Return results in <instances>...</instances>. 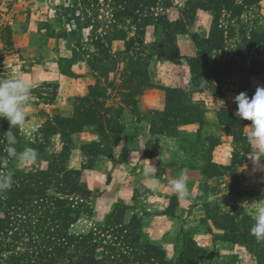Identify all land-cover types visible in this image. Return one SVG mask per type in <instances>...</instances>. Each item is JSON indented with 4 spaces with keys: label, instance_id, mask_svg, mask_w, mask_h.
<instances>
[{
    "label": "rangeland",
    "instance_id": "obj_1",
    "mask_svg": "<svg viewBox=\"0 0 264 264\" xmlns=\"http://www.w3.org/2000/svg\"><path fill=\"white\" fill-rule=\"evenodd\" d=\"M185 5L186 0H172L164 12L170 21L181 20ZM113 10L104 0H0V79L23 77L31 83L22 150L39 153L26 164L13 160L12 166L22 172L54 165L80 171L90 195L71 234L104 230L121 208L126 224L139 221L144 235L137 243L161 247L172 264H258L244 244L245 234H230L226 218L238 217L240 209L255 223V211L264 205V171L254 170L251 154L257 150L244 138L251 121L236 130L223 117L236 116V95L247 92L251 98L264 86L258 69L264 42L256 38L264 36V0L239 19L222 15L225 47L207 55L198 81L188 58L196 56L200 43L193 36L209 35L212 13L198 12L189 33L177 31L181 64L159 59L164 33L149 27L138 51L153 59L142 65L144 79L130 83L135 64L120 54L123 42L113 43L107 62L93 56V38L104 31L98 25L111 19ZM87 60L95 63L94 71ZM226 61H233L232 74L215 78V65ZM171 96L187 109L170 102ZM207 158L223 168H215V177L203 171ZM146 160L158 169L157 191L143 176ZM184 168L192 191L187 201L179 200L168 183ZM249 194L253 197L243 200ZM185 241L201 250L197 259L184 257Z\"/></svg>",
    "mask_w": 264,
    "mask_h": 264
},
{
    "label": "trees",
    "instance_id": "obj_2",
    "mask_svg": "<svg viewBox=\"0 0 264 264\" xmlns=\"http://www.w3.org/2000/svg\"><path fill=\"white\" fill-rule=\"evenodd\" d=\"M104 1L111 3L114 10L111 19H105L98 25V28H103L104 31L93 38L95 49L93 56H99L100 61L105 59L107 62L111 57L110 48L113 43L123 42L125 51L120 54L128 62L135 64V70L130 75V83H132L144 79L146 73L142 70V65L153 59L152 55L144 56L142 51H138L143 45L149 27L154 26L156 30L164 33L163 40L159 43V59L181 64L182 56L177 46L180 34L177 31L182 28L189 33V28L193 25L198 12H209L214 15L209 35L202 38L193 36L195 41L200 39V43L197 46L196 56L188 58V65L192 76L198 81L200 69L208 63L207 55L220 52L225 47V30L220 23L222 15L225 13L232 20L239 19L248 7L259 0H186L185 7L181 8L182 19L177 21H170L164 12L163 6L172 0ZM90 26L93 29L97 27ZM123 26L134 30L128 32L129 30L126 31ZM256 38L257 41L264 42V36L259 34ZM91 56L92 54L89 57ZM87 64L91 71L95 70L93 61H88ZM232 67L233 61L219 62L213 69V76L218 78L222 75H231ZM258 69L264 72V62L258 64ZM174 92L179 93L178 90ZM90 96L91 93L85 98ZM180 100L176 96L170 102L173 101L185 111L187 108L180 105ZM227 114L223 119L236 130L240 124H250L247 120H241L231 113ZM93 121L90 120L89 123L92 124ZM9 127V122L2 119L0 160L8 159V163L6 167H0V172L12 169L15 175L13 187L0 198V264H172L167 260L166 252L161 247L150 241L137 243L144 235L139 227V221L135 219L134 222L126 224L124 210L121 208L111 214L104 230H91L88 234L82 235L71 234L70 229L83 214L85 201L90 195L89 190L81 184L80 171L67 170L64 166L58 165L46 171H18L12 166L14 159L7 157L6 132ZM12 131L18 141L15 147L18 151H22L24 139L21 127ZM233 137L238 140L240 134L235 131ZM215 168L223 170L207 158L204 173L210 178L215 177L216 174H211ZM252 197L253 195L247 198L243 196V200ZM240 211L238 209V217L226 218L230 223L228 232L245 234L244 244L248 251L256 257L258 264H264V242H258L250 234L253 224L250 218L243 217ZM239 215L242 218L239 219ZM190 244L184 242L186 247L184 257L197 259L201 250L197 246L194 249Z\"/></svg>",
    "mask_w": 264,
    "mask_h": 264
},
{
    "label": "clouds",
    "instance_id": "obj_3",
    "mask_svg": "<svg viewBox=\"0 0 264 264\" xmlns=\"http://www.w3.org/2000/svg\"><path fill=\"white\" fill-rule=\"evenodd\" d=\"M32 97V85L23 77L16 79H0V118L9 122V130L6 132L7 157L14 159L17 164H26L38 158L39 153L32 148H25L18 151L15 145L18 143L17 137L12 129L22 127L28 116V107ZM222 102V103H221ZM237 105L235 115L241 120L251 121L247 141L251 146H255L257 152L252 153L254 170L264 171V165L259 162L264 159V155L257 153L264 151V86H258L254 95L250 98L247 92H240L233 98ZM223 107V101H219ZM159 159H161L159 157ZM162 160V159H161ZM147 161V160H146ZM143 167V176L149 180L147 187L152 191H157L160 182L157 179L158 169L155 164L147 161ZM8 159L0 160V167H6ZM15 172L9 169L0 172V198L4 197L13 187ZM169 186L179 200L187 201L192 198V191L189 188V169L184 168L177 178L170 180ZM255 223L250 228V234L258 242H264V205H260L255 211Z\"/></svg>",
    "mask_w": 264,
    "mask_h": 264
}]
</instances>
